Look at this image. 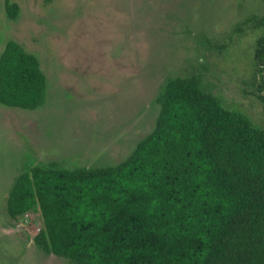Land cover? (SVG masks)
Wrapping results in <instances>:
<instances>
[{"label":"trees","instance_id":"obj_1","mask_svg":"<svg viewBox=\"0 0 264 264\" xmlns=\"http://www.w3.org/2000/svg\"><path fill=\"white\" fill-rule=\"evenodd\" d=\"M4 7L14 20L17 5ZM247 26L263 32L253 52L262 92L264 16L233 32ZM46 95L38 59L9 40L0 105L36 110ZM155 104L154 128L115 166L23 167L5 218L16 223L38 206L44 231L33 242L69 264H264V126L224 108L196 76L167 78Z\"/></svg>","mask_w":264,"mask_h":264},{"label":"rangeland","instance_id":"obj_2","mask_svg":"<svg viewBox=\"0 0 264 264\" xmlns=\"http://www.w3.org/2000/svg\"><path fill=\"white\" fill-rule=\"evenodd\" d=\"M0 0V54L9 41L34 55L46 78L36 110L0 105V264H69L39 250V207L9 222L4 200L23 167L115 166L155 125L169 77H199L224 108L264 126L254 44L233 27L264 16V0ZM224 46V47H222Z\"/></svg>","mask_w":264,"mask_h":264},{"label":"built area","instance_id":"obj_3","mask_svg":"<svg viewBox=\"0 0 264 264\" xmlns=\"http://www.w3.org/2000/svg\"><path fill=\"white\" fill-rule=\"evenodd\" d=\"M28 216H29V214L27 213L24 217L27 218ZM42 231H44V225H43V227L41 229L40 228L37 229V234H39Z\"/></svg>","mask_w":264,"mask_h":264},{"label":"flooded vegetation","instance_id":"obj_4","mask_svg":"<svg viewBox=\"0 0 264 264\" xmlns=\"http://www.w3.org/2000/svg\"><path fill=\"white\" fill-rule=\"evenodd\" d=\"M257 76H258V82H259V80H260V75H259V73H257ZM260 83V82H259ZM257 86H259V84L257 83V85H256V91L258 92V93H262V92H259V90H258V87Z\"/></svg>","mask_w":264,"mask_h":264}]
</instances>
